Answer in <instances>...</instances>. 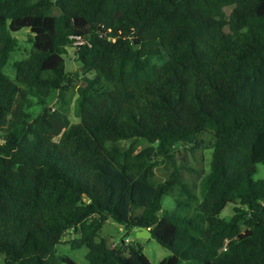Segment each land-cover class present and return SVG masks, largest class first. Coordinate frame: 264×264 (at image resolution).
Segmentation results:
<instances>
[{
	"label": "trees",
	"instance_id": "obj_1",
	"mask_svg": "<svg viewBox=\"0 0 264 264\" xmlns=\"http://www.w3.org/2000/svg\"><path fill=\"white\" fill-rule=\"evenodd\" d=\"M207 149L199 182L183 178L181 154ZM259 163L264 0H0V264H74L67 235L88 264H150L108 246V221L148 229L169 251L157 264H264Z\"/></svg>",
	"mask_w": 264,
	"mask_h": 264
},
{
	"label": "rangeland",
	"instance_id": "obj_2",
	"mask_svg": "<svg viewBox=\"0 0 264 264\" xmlns=\"http://www.w3.org/2000/svg\"><path fill=\"white\" fill-rule=\"evenodd\" d=\"M18 40V49L12 53L11 58L9 60V64L5 67V73L9 76L13 77V71L11 69V63L14 60H17L21 57H24L26 50L29 49L30 44L28 43L29 31L27 29H22L16 33L12 34ZM73 43L72 47L67 48L66 53L63 55L65 59V69L67 72H75L78 71L80 64L75 60L74 49L77 45L82 43V39L77 35H72ZM76 96L73 98V102ZM72 102L70 106V119L72 122H76L78 119L74 117V103ZM145 144L143 142H138V147H143ZM178 150H182L181 147L177 148ZM183 157V161L185 166H192L196 170V174L194 176L189 175L186 171H183V178L194 180L196 183L199 182V177L203 172L208 171L209 161L211 157V150L207 149L203 152H196L194 156L188 154V152H183L181 154ZM165 178V170L163 168H159L156 170V179L162 180ZM264 178V164H257L256 171L253 175V180L257 181ZM162 206L166 209H173L174 202L171 196L167 195L163 197ZM232 215V205L228 204L220 214V217L228 220ZM100 236L107 239V244L109 247H112L116 244H119L121 240L125 241V244L128 245H136L140 244L142 247V253L146 260L150 264H157L161 259L166 257L169 254V251L160 246L156 241L152 239H139L135 238L132 234L125 235L124 229L118 224L108 221L105 223L101 229ZM72 236L67 235L63 238L62 244L56 246V252L60 255L66 256L70 258L74 264H88L86 260V255L88 250L86 247H82L79 249H72L68 243H65ZM2 261V257L0 256V263Z\"/></svg>",
	"mask_w": 264,
	"mask_h": 264
},
{
	"label": "water",
	"instance_id": "obj_3",
	"mask_svg": "<svg viewBox=\"0 0 264 264\" xmlns=\"http://www.w3.org/2000/svg\"><path fill=\"white\" fill-rule=\"evenodd\" d=\"M135 238L139 239H151V232L146 228H139L135 231Z\"/></svg>",
	"mask_w": 264,
	"mask_h": 264
}]
</instances>
